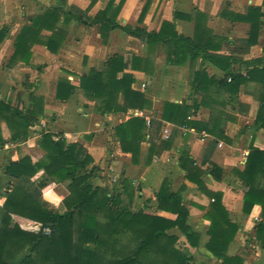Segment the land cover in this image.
<instances>
[{"label":"trees","instance_id":"trees-1","mask_svg":"<svg viewBox=\"0 0 264 264\" xmlns=\"http://www.w3.org/2000/svg\"><path fill=\"white\" fill-rule=\"evenodd\" d=\"M96 1L90 0L89 5ZM124 1L119 0L114 5V0H108L105 7L91 19H83L84 11L75 6L67 9L53 6L42 14L32 16L16 35L14 49L6 65L18 61L28 63L31 47L35 43L56 53L66 35L58 26L61 17L64 23L72 18L84 23L90 20L88 23L97 25L103 42H106L111 29L119 28L127 35L142 39L150 50L160 44L166 54L167 64L185 65L189 59L200 58L202 62L208 61L223 71L222 77L209 76L204 69L192 72L191 89L194 93H202L200 102L195 100L186 104L184 101H165L160 119L130 116L114 125L113 136L121 150L130 154L131 162H139L140 144L145 139L149 141L147 164L159 154L158 146L161 149L169 148L170 136L163 139L158 135L164 122L176 126H195L216 138L224 137L223 124L216 129L218 110L211 108L210 121L207 123L192 119V115L201 105H206L204 96L225 92L231 101L239 85L250 79H256L264 87V46L263 58L241 61L247 66L245 76H242L232 68L237 58L214 52L221 45H215L210 30L205 26V14L202 12H198L195 34L190 38L178 33L172 21H162L158 31L121 24L117 15ZM148 7L149 0L139 15V22ZM221 15L249 24L247 37L241 40L247 50L257 42L259 31L264 29V0L259 6H249L244 13L223 11ZM180 16L181 13H174L175 18ZM43 30L50 33L44 35L41 33ZM6 31L7 26L0 29V40ZM248 64L253 67L248 68ZM153 67L148 55L141 57L130 52L114 54L101 70L91 67L87 74L80 75L78 86L66 78H58L55 97L65 101L78 87L85 98L95 102V111L102 115L126 113L128 109L149 110L152 101L145 91L133 87L135 77L132 71L140 70L151 75ZM29 101L31 104L25 108L19 94L14 104L0 99V120H4L10 130L9 140H24L33 129L40 133L39 146L45 152L35 162L26 155L10 161L5 167L6 174L15 181L12 186L5 187L2 184L4 190L0 189V195L4 197L0 205V264H17L27 252L29 255L21 259L19 264H193L191 258L175 246L178 237L169 232L170 229H177L192 247L199 243V233L187 223L188 206L180 190L171 191L168 180L164 178L155 192V210L169 212L174 215L173 218L156 212L147 213L143 209H131L130 198L129 204H123L122 195L128 194L127 180L120 175L121 191L107 185H93L91 179L97 167L90 166L91 157L78 143L67 142L63 136L45 131L40 124L44 115L42 98L32 91ZM254 125L255 129L264 128V90L259 98ZM5 141L0 130V148ZM216 143V139L210 143L203 162L208 161V173L215 180H220L222 169L209 160L211 145ZM178 164L186 172L187 179L212 198L205 214L210 221L207 230L209 239L205 246L212 255L221 259L222 264H229L236 256H227L226 250L239 225L228 219L221 203V193L206 189L200 178L203 170L196 166L188 152H181ZM39 170L43 171L42 175L32 180ZM233 173L244 187L243 212L249 213L256 204L261 207L260 221L256 225V236L259 237L260 232L264 231V188L260 186L264 177V150L251 146L243 169H234ZM54 181H67L68 194L62 199V209L50 206L41 196V189ZM13 215L30 220L31 223H17ZM45 226L50 228L49 235L41 232ZM124 236L128 237L126 244L122 242Z\"/></svg>","mask_w":264,"mask_h":264},{"label":"crops","instance_id":"crops-1","mask_svg":"<svg viewBox=\"0 0 264 264\" xmlns=\"http://www.w3.org/2000/svg\"><path fill=\"white\" fill-rule=\"evenodd\" d=\"M148 0H125L117 15L121 24L141 26L147 31H158L162 21H172L175 30L192 38L195 34L198 12L205 14L204 23L210 30L215 45H221L217 53L231 55L237 58L232 68L245 76L246 64L263 58L264 29L259 31L257 42L247 50L241 40L247 37L249 24L244 21L232 20L221 15L223 11L244 13L249 6H259L262 0H149V7L139 22V15ZM108 0H97L90 4V0H0V29L7 26L4 37L0 40V99L14 104L19 94L25 108L31 104L29 94L33 93L42 98L43 117L40 124L45 131L63 136L67 142H76L85 150L97 170L91 179L93 185H107L105 180L120 175L128 184L138 185V199L146 200L151 206V213L173 218L174 215L166 211H156L155 192L162 180L166 178L170 190L179 191L183 201L188 206L187 223L193 231L199 233V243L196 247L187 244L185 238L184 253L191 258L193 264H222L221 259L212 255L205 244L209 239L207 230L210 225L205 216L210 208L212 198L197 185L188 180L186 172L179 167L178 160L182 151L195 160L196 166L203 170L200 176L209 191L221 193V203L230 221L239 225L233 240L229 243L226 255L236 256L229 264H264V231L257 237L256 225L260 221V205H254L249 213L243 212L244 187L240 179L233 173L234 169L242 170L250 147L264 150V128L255 129V117L259 106V98L264 90L256 79H250L239 85L238 92L233 99L228 100L227 93H213L204 96L206 105H201L192 115V119L207 123L210 121L211 108L218 110L216 129L223 124L224 137L216 138L199 127L176 126L164 122L158 133L161 138L170 136L168 149H160L151 163L147 164L149 141L140 144L139 162H131V156L123 152L118 141L113 136V126L125 121L130 116H143L147 120L152 116L161 118L165 101L191 104L200 102L202 93H194L191 89L192 72L204 69L209 76L222 77L223 71L200 58L189 59L185 65H171L166 63V54L161 45H156L153 73L146 75L143 71L134 70L133 87L145 91L152 101L151 109H128L126 113L115 112L100 114L95 111V102L83 96L76 87L73 94L65 101L55 97L58 78H66L73 85L78 86L79 76L87 74L91 67L101 70L109 57L114 54L133 53L137 56H147V44L142 39L125 34L119 28L111 29L106 42H103L96 24L90 20L70 19L58 22L66 33L65 38L56 53L50 52L44 45L35 43L31 47V57L28 63L18 61L6 65L13 49L14 40L21 27L29 23L32 16L42 14L53 6H75L84 11L83 19H91L105 7ZM119 0H114L117 5ZM182 16L174 17V13ZM189 16L190 18L186 17ZM48 35L50 31L41 32ZM159 56V57H158ZM164 59L162 62L160 58ZM242 61V62H241ZM248 64V68H252ZM261 67V65H259ZM144 84V87H142ZM224 119V121H223ZM0 130L4 145L0 148V189L2 184L12 186L15 179L6 174V165L10 161L29 156L33 162L44 155L39 146L40 133L31 129L24 140L10 141V130L4 120H0ZM211 145L209 160L218 165L223 176L215 180L209 173L208 161L203 162L208 146ZM39 170L32 180L42 175ZM121 182V181H120ZM67 181L50 182L41 189L42 197L51 206L59 209L62 199L68 194ZM122 186V184H121ZM264 188V177L261 180ZM122 188H120V191ZM4 197L0 195V205ZM13 219L25 224L23 218L13 216ZM170 233L178 237L177 229H170ZM180 233V232H179ZM181 234V233H180Z\"/></svg>","mask_w":264,"mask_h":264},{"label":"rangeland","instance_id":"rangeland-1","mask_svg":"<svg viewBox=\"0 0 264 264\" xmlns=\"http://www.w3.org/2000/svg\"><path fill=\"white\" fill-rule=\"evenodd\" d=\"M156 49H157L156 47L153 48V49H151V50L150 49H147V55L150 57V59L153 62V64H154V60L157 57V56H155ZM159 59H161L162 62L164 61V59L162 58V56H160ZM34 180H37V179H34ZM105 181H106V184H109V188L110 187H115L118 190H120V188H122V186H121L122 183L116 178V176H113V178H109L110 183L108 182V180H105ZM54 182H56V181H54ZM127 190H128V194L125 193V194L122 195L123 196V199H124V203L123 204H129L128 198H130V207H131V209H133V210L143 209L144 212L151 213V206L147 204V203L150 202V199L151 198H147L146 200H144V199L143 200H141V199L139 200L138 199V194H137V191L139 189H138V185L137 184H133V183L128 184ZM41 196H42V192H41ZM42 199H43V197H42ZM44 201L51 206V204L49 202H47L46 200H44ZM62 208H63V204H61V207L59 209H62ZM13 216H16V215H13ZM13 220L15 222H17V223H20V222H18L15 219H13ZM24 220L26 221L27 219H24ZM24 223L25 224H29V223H31V221L30 220H27ZM177 234H178V240L176 241L175 246L179 250H181L182 252H184L185 251L184 250L185 249V240H184V237L179 232H177ZM122 242H124L126 244L128 242V237L127 236L126 237L124 236L122 238Z\"/></svg>","mask_w":264,"mask_h":264},{"label":"built area","instance_id":"built-area-1","mask_svg":"<svg viewBox=\"0 0 264 264\" xmlns=\"http://www.w3.org/2000/svg\"><path fill=\"white\" fill-rule=\"evenodd\" d=\"M142 87H144V84H142ZM41 232L43 235H49L50 234V228L48 226L42 227Z\"/></svg>","mask_w":264,"mask_h":264},{"label":"water","instance_id":"water-1","mask_svg":"<svg viewBox=\"0 0 264 264\" xmlns=\"http://www.w3.org/2000/svg\"><path fill=\"white\" fill-rule=\"evenodd\" d=\"M26 255H29V252H27L26 254H24L23 256H22V258L21 259H23ZM21 259L17 262V264H19L20 263V261H21Z\"/></svg>","mask_w":264,"mask_h":264}]
</instances>
